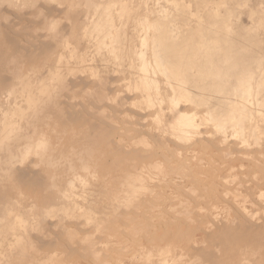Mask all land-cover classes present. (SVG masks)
<instances>
[{
	"label": "rangeland",
	"instance_id": "374dc122",
	"mask_svg": "<svg viewBox=\"0 0 264 264\" xmlns=\"http://www.w3.org/2000/svg\"><path fill=\"white\" fill-rule=\"evenodd\" d=\"M0 264H264V0H0Z\"/></svg>",
	"mask_w": 264,
	"mask_h": 264
},
{
	"label": "bare ground",
	"instance_id": "6f19581e",
	"mask_svg": "<svg viewBox=\"0 0 264 264\" xmlns=\"http://www.w3.org/2000/svg\"><path fill=\"white\" fill-rule=\"evenodd\" d=\"M204 156V155H203ZM208 158V157H207ZM224 168V167H223ZM215 187V186H214ZM223 194V193H222ZM216 197V196H215Z\"/></svg>",
	"mask_w": 264,
	"mask_h": 264
}]
</instances>
